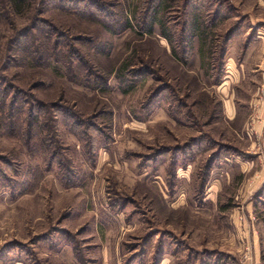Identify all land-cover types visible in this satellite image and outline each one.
<instances>
[{"label":"rangeland","instance_id":"374dc122","mask_svg":"<svg viewBox=\"0 0 264 264\" xmlns=\"http://www.w3.org/2000/svg\"><path fill=\"white\" fill-rule=\"evenodd\" d=\"M168 248L264 264V0H0V264Z\"/></svg>","mask_w":264,"mask_h":264},{"label":"crops","instance_id":"0c3cea01","mask_svg":"<svg viewBox=\"0 0 264 264\" xmlns=\"http://www.w3.org/2000/svg\"><path fill=\"white\" fill-rule=\"evenodd\" d=\"M171 252H170V251ZM115 252V256L118 258V257H121V248H120V245H116L115 246V250H114ZM168 251L169 252H165V250L164 251H162V250H160V259H159V264H167V261H169L170 259V257L172 256V257H175V259H177V253H178V251H177V249H175V250H172V249H169L168 248ZM167 253L168 254H170L171 256H168L167 255ZM177 256V257H176ZM260 256H261V254H260V250L259 249H256L255 248V260H257L258 259V261H259V259H260ZM119 259V258H118ZM82 260V259H81ZM88 260V259H87ZM86 260V261H87ZM82 262L84 263L85 262V260H82ZM224 262V260H221V258L219 257V258H217L216 260H213L212 262H210V263H214V264H224L223 263ZM225 264H229L228 262H225Z\"/></svg>","mask_w":264,"mask_h":264}]
</instances>
